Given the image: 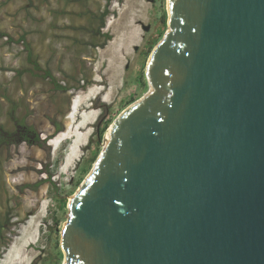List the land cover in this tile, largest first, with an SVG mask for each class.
<instances>
[{
	"label": "water",
	"instance_id": "obj_1",
	"mask_svg": "<svg viewBox=\"0 0 264 264\" xmlns=\"http://www.w3.org/2000/svg\"><path fill=\"white\" fill-rule=\"evenodd\" d=\"M148 92L71 197L63 264H264V0H168Z\"/></svg>",
	"mask_w": 264,
	"mask_h": 264
},
{
	"label": "rangeland",
	"instance_id": "obj_2",
	"mask_svg": "<svg viewBox=\"0 0 264 264\" xmlns=\"http://www.w3.org/2000/svg\"><path fill=\"white\" fill-rule=\"evenodd\" d=\"M167 2L0 0V123L15 131L16 106L49 145L0 149V264H63L68 203L114 120L149 90Z\"/></svg>",
	"mask_w": 264,
	"mask_h": 264
},
{
	"label": "trees",
	"instance_id": "obj_3",
	"mask_svg": "<svg viewBox=\"0 0 264 264\" xmlns=\"http://www.w3.org/2000/svg\"><path fill=\"white\" fill-rule=\"evenodd\" d=\"M110 0H107L109 2ZM106 10L101 17V24L104 23V15L107 13ZM1 36H7L5 33L0 32ZM21 41L25 42L24 37L21 38ZM31 56V55H30ZM58 88L63 89L64 86L58 84ZM14 116V121L17 123L15 131H8L6 130L5 126L0 123V149L1 148H10L12 145H18L22 142H26L30 145H38L39 147H46L47 141L45 139L40 138L37 131L34 129L33 126L25 123H19L17 117L15 116V112H11ZM49 146V145H48ZM51 147V146H50ZM81 184V183H80Z\"/></svg>",
	"mask_w": 264,
	"mask_h": 264
},
{
	"label": "crops",
	"instance_id": "obj_4",
	"mask_svg": "<svg viewBox=\"0 0 264 264\" xmlns=\"http://www.w3.org/2000/svg\"><path fill=\"white\" fill-rule=\"evenodd\" d=\"M98 32V31H97ZM58 88V87H57ZM58 89H60V88H58ZM60 90H64V88L63 89H60ZM3 93H4V95H3V98H5L7 101H9L11 104H13L14 105V98H13V96H10V94L9 93H6V92H4L3 91ZM11 112H15L16 113V106H13V108L11 109Z\"/></svg>",
	"mask_w": 264,
	"mask_h": 264
},
{
	"label": "bare ground",
	"instance_id": "obj_5",
	"mask_svg": "<svg viewBox=\"0 0 264 264\" xmlns=\"http://www.w3.org/2000/svg\"><path fill=\"white\" fill-rule=\"evenodd\" d=\"M168 19H169V15H168ZM131 105V104H130ZM107 141H108V139H109V137H110V131H108V133H107ZM84 181V180H83ZM81 185V184H80ZM65 225V224H64ZM64 227V226H63ZM65 260V259H64Z\"/></svg>",
	"mask_w": 264,
	"mask_h": 264
}]
</instances>
